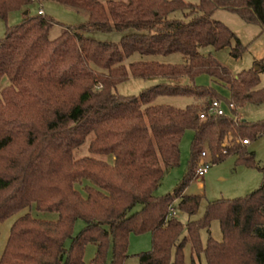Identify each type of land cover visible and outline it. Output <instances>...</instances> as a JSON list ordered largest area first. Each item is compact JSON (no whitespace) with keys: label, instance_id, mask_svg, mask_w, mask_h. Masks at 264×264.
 <instances>
[{"label":"trees","instance_id":"1","mask_svg":"<svg viewBox=\"0 0 264 264\" xmlns=\"http://www.w3.org/2000/svg\"><path fill=\"white\" fill-rule=\"evenodd\" d=\"M52 1L87 12L88 22L64 26L62 36L51 39L60 23L30 13L33 4L45 0H0L4 20L16 11L28 13L0 40V227L33 205L59 215L55 221L30 213L18 219L0 264H126L131 236L147 233L153 247L138 255L141 264H186L188 244L191 264H200L202 255L207 264H264V182L246 197L209 202L200 219L184 224L179 217V212L192 218L200 211L204 196L184 193L204 146L215 164L239 154L240 162L264 172L238 141L251 143L264 135V121L249 123L236 115L246 104L264 105V88H258L263 61L234 76L215 57L200 53L212 47L242 57L246 48L240 38L213 15L225 9L264 32V0ZM175 12L188 20L172 18ZM128 29L137 33L124 36L120 44L83 34ZM134 54H182L185 60L126 63ZM204 74L229 89L233 115L208 114L222 97L214 87L194 83ZM157 77H185L192 83L163 82L139 97L116 92L130 78ZM161 96L196 102L184 109L155 104ZM205 113L209 118L202 121L199 115ZM190 130L195 137L189 173L173 194L156 196L165 174L181 165L180 145ZM91 137V156L76 160L75 151ZM229 137L234 147L226 145ZM137 205L141 210L132 212ZM171 208L179 211L177 216ZM78 221L85 226L75 236ZM214 221L221 225L223 242L209 236L204 246L201 234ZM90 244L97 251L87 263Z\"/></svg>","mask_w":264,"mask_h":264},{"label":"rangeland","instance_id":"2","mask_svg":"<svg viewBox=\"0 0 264 264\" xmlns=\"http://www.w3.org/2000/svg\"><path fill=\"white\" fill-rule=\"evenodd\" d=\"M192 4H198L199 0H184ZM43 7V8H42ZM54 18L60 25H56L50 32V38L56 39L62 36L66 27L76 28L78 25L84 24L89 20V14L85 11L75 10L73 8L60 5L52 0H45V2L35 3L30 7V13L32 15H38L40 9ZM26 12V11H25ZM21 11H16L12 13L8 20H4L0 17V40L3 39L7 33V28L15 27V25L21 23L25 18L26 13ZM172 18L187 21L185 19L183 12H175L171 14ZM213 20L224 22L236 35L240 38L243 46H245V53L240 58H234L232 56L230 49H221L219 51L212 47H203L200 49L201 54L212 55L220 62L224 67L228 68L232 74L238 75L244 71H250L256 67V63L263 61L264 63V32L260 26L246 24L236 13H231L225 9H219L213 15ZM66 26V27H64ZM135 29H128L124 32L111 31L101 32V31H84L83 34L86 38L91 40H96L98 42L109 43L114 42L117 44L122 43V39L126 35L136 34ZM235 45V42L234 44ZM161 60L164 63L169 64H182L184 63V56L182 54H172V56H156V57H143L139 54H134L128 58L126 63L139 62L141 60ZM167 82L170 84L186 86L192 83L189 78H181L178 80L169 81L162 77L157 78H130L126 82L117 86L116 92L123 96H136L139 97L143 91L156 87L157 84ZM7 81H4L3 86H5ZM194 83L200 86H211L214 87L218 93L221 95L222 105L227 114L233 115L232 110L229 105L230 92L229 89L223 84H219L210 76L204 74V76L198 77ZM259 89L264 88V72L260 75V85ZM1 90V89H0ZM155 104H163L176 106L179 108H186L190 104L195 103V99L192 97H178V96H161L155 101ZM238 117L249 123L264 121V105L246 104L240 107L237 111ZM195 137V132L192 130L188 131L183 138L180 148H181V161L180 166L174 168L169 174L164 176L159 189L156 191V196H163L168 194H173L178 185L183 182L186 175L189 173L190 161L192 154V143ZM229 137L225 143L230 147H234V142ZM239 142L244 140L243 138H238ZM92 141V137L81 146V148L75 151V159L79 160L83 157L91 156L89 151V145ZM242 144V143H241ZM243 146V145H242ZM245 147V146H243ZM246 154L253 155L254 161L261 168H264V135L253 139L247 147ZM204 150H209V147L204 146ZM112 162L113 157H101ZM242 158L239 154L229 156L222 160L220 163H216L207 172V175L203 178L204 180H199L196 177L190 184L188 188V193L192 195L204 196L203 202L200 207V211L197 215L190 218L188 215L181 214L179 211V217L184 224H187L189 220H195L202 218L206 213V208L209 202H215L224 199H239L240 197H246L256 189H258L264 182V172L260 171L257 167H252L244 162H240ZM200 162V159L197 160ZM198 166V163L196 164ZM196 166V168H197ZM142 205H137L132 212L141 210ZM30 213L34 218H39L47 221L58 220L59 215L56 213H45L36 210L35 205L30 208L21 210L6 221L0 227V259L2 258L5 250L6 244L11 235V229L14 223L20 219L23 215ZM209 231H203L201 234L204 246L207 245L209 236H212L214 240L218 242H223V234L221 225L218 221H214L211 224ZM85 226V222L78 221L75 227V236H77ZM187 231L183 233V237L186 236ZM71 240L67 242L66 246L70 247ZM130 247L128 252V261L126 264H141L138 258L139 254L147 253L153 247L152 236L150 233L144 235H132L130 239ZM97 251L95 245L90 244L87 247L85 261L90 263L94 258ZM192 246L188 244L185 249L186 264L192 263ZM200 264H207L206 257L201 256Z\"/></svg>","mask_w":264,"mask_h":264},{"label":"built area","instance_id":"3","mask_svg":"<svg viewBox=\"0 0 264 264\" xmlns=\"http://www.w3.org/2000/svg\"><path fill=\"white\" fill-rule=\"evenodd\" d=\"M40 15H45L44 12H42L41 10L39 11ZM231 109H234V106H231ZM209 115H213V116H221V115H227L226 111L223 108L222 102H218V101H214L211 104V107L209 109ZM208 114H200V119L202 121H205L206 119L209 118ZM238 117V116H237ZM241 143L243 146H248L250 145V141L249 140H241ZM200 162L198 163L197 169H196V175L195 177L199 180H204L203 178L207 175V172L209 171V169L211 168V166H213L215 163H213V159H212V155L210 150H203L200 153L199 158ZM172 214L174 216L178 215V211H176L174 208H171Z\"/></svg>","mask_w":264,"mask_h":264},{"label":"crops","instance_id":"4","mask_svg":"<svg viewBox=\"0 0 264 264\" xmlns=\"http://www.w3.org/2000/svg\"><path fill=\"white\" fill-rule=\"evenodd\" d=\"M42 8H43V7H42ZM42 8H41L40 10H41L42 12H44ZM40 10H39V11H40ZM44 14L46 15L45 12H44ZM158 61L162 62L161 60H158ZM163 63H164V62H163ZM166 64H169V63H166ZM173 169H174V168L170 169V170L165 174V176H166L167 174H169ZM187 190H188V189H187ZM187 190L185 191L184 194H185V195H189V196H191V195L188 193Z\"/></svg>","mask_w":264,"mask_h":264},{"label":"water","instance_id":"5","mask_svg":"<svg viewBox=\"0 0 264 264\" xmlns=\"http://www.w3.org/2000/svg\"><path fill=\"white\" fill-rule=\"evenodd\" d=\"M26 13V15L28 14L27 12H25Z\"/></svg>","mask_w":264,"mask_h":264}]
</instances>
